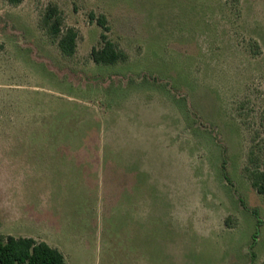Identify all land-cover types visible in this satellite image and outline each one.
I'll return each mask as SVG.
<instances>
[{"label":"rangeland","instance_id":"rangeland-1","mask_svg":"<svg viewBox=\"0 0 264 264\" xmlns=\"http://www.w3.org/2000/svg\"><path fill=\"white\" fill-rule=\"evenodd\" d=\"M50 6L72 57L43 27ZM127 60L98 64L103 29ZM264 0H0V234L67 264H263Z\"/></svg>","mask_w":264,"mask_h":264},{"label":"trees","instance_id":"trees-1","mask_svg":"<svg viewBox=\"0 0 264 264\" xmlns=\"http://www.w3.org/2000/svg\"><path fill=\"white\" fill-rule=\"evenodd\" d=\"M13 5H19L24 0H7ZM103 29L101 39L103 45L101 48H93L91 58L98 64H117L127 60V55L118 50L116 45L109 40L106 32L109 31L107 19L101 15L95 19ZM43 27L48 33L57 39V45L61 54L65 57H72L77 49L78 34L73 28H68L62 33L61 11L57 6L47 8L43 16ZM252 186L257 192L264 196V173L252 172L250 174ZM0 264H67L65 257L57 248L50 246L42 241L38 242L34 238L13 237L4 238L0 234ZM264 264V262H263Z\"/></svg>","mask_w":264,"mask_h":264}]
</instances>
